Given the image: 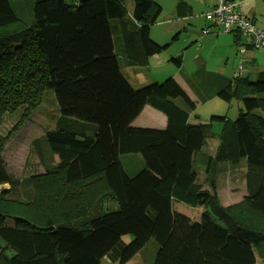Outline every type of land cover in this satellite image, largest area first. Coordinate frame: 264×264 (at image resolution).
<instances>
[{"label": "trees", "instance_id": "1", "mask_svg": "<svg viewBox=\"0 0 264 264\" xmlns=\"http://www.w3.org/2000/svg\"><path fill=\"white\" fill-rule=\"evenodd\" d=\"M30 1L26 19L17 10L21 0H0V126L15 113L17 123L39 107L45 91L52 93L57 116L43 141L56 165L16 180L0 157V187L8 185L0 188V264H127L151 239L153 264H264V72L229 79L197 61L187 76L196 100L235 99L241 108L233 122L211 116L190 123L196 104L174 79L135 90L123 74L166 47L150 38L162 14L155 0H130L129 10L122 0ZM185 6L178 3L177 12ZM102 22L113 37L110 55L98 49L95 28ZM231 34L235 46L241 37ZM172 61L180 67L179 58ZM145 106L165 117L164 128L132 126ZM213 121L221 123L218 143L213 155L203 154ZM8 134L0 135V153ZM133 153L143 168L129 176L120 158ZM198 157L210 176L225 165L244 167L243 199L222 210L230 229L192 222L171 208L173 200L219 208L198 182ZM91 180L113 207L99 204L92 184L81 199L74 186ZM53 198L67 214L52 211ZM46 241L52 250L37 251Z\"/></svg>", "mask_w": 264, "mask_h": 264}, {"label": "rangeland", "instance_id": "2", "mask_svg": "<svg viewBox=\"0 0 264 264\" xmlns=\"http://www.w3.org/2000/svg\"><path fill=\"white\" fill-rule=\"evenodd\" d=\"M122 1L125 7L128 8L127 10H129L131 8L130 0ZM27 7H29L30 11L32 8L30 0H21V4L17 6V10L22 11L26 19L28 18V15L25 13ZM261 7L264 11L262 2ZM189 24L191 25H186L187 30L194 28L201 33L200 29L205 30L209 26L210 32L204 36L202 33L199 35L181 33L178 35L176 41H172L173 35L165 36L163 34V26L151 27L150 38L158 45H166V47L160 54L147 59L145 64L141 66H129L123 69V74L133 89L136 90L153 82L162 83L167 78H172L186 90H191L187 83V76L192 75L197 69V61L204 63L206 71L221 74L229 79L236 75V69L239 65H241L244 73H248L247 76L250 77V80H254L257 72L264 68V49L257 51L248 50L242 54H238L237 47L233 45L231 33H224L221 28L214 27L202 17H198L195 23L189 21ZM95 32L100 55H110L112 53L113 37L110 33L109 24L107 22L98 24ZM245 41L241 37V42ZM255 56L256 66L252 68L250 65L252 61L250 59L255 58ZM174 58L180 59L179 68L172 61ZM134 69H143L142 74L144 76L141 77L134 74ZM45 92L47 93L42 96L44 101L40 102L39 107L33 112L27 111L23 113L17 123V113L6 115L3 118L0 126V135L4 136L7 131H9V134L1 150L0 157L5 165L6 172L12 179L24 180L31 176L43 175L46 169H52L56 165V158L46 147L43 135L45 131L51 129L53 126L54 117L57 116V106H55L56 102L53 94L48 91ZM191 92L193 93L191 100L195 102L196 109L190 118V123H208L211 116L223 117L230 122H233L237 118L238 111L241 108L239 100L233 99L230 102H224L215 97L207 103H200L196 100L194 91L191 90ZM160 115L162 114L160 113ZM135 123L136 125L133 124L132 126L163 128L158 120L152 117H145V115H142ZM220 129L221 123L213 121L212 133L214 135L207 138L205 147L202 149L203 154L213 155L218 143L217 136ZM199 155L201 154L199 153ZM120 160L124 171L129 176L135 175L143 168V160L138 153L123 155ZM240 163H243V160ZM194 166L197 171L198 182L201 183L203 189L213 193L218 198L220 206L218 209L211 211L204 206L192 207L173 200L171 203L172 210L186 216L192 222H198L219 231L230 229L232 221L222 210L237 205L243 199L245 195L244 167L242 164L236 166L225 165L223 169L217 170L215 175L210 176L204 173V165L199 157L195 158ZM209 177H212L213 181L211 183L207 180L210 179ZM91 184L94 188V196H99L97 200L99 204L102 207H113L114 203L108 197L103 196L105 190L102 185L94 180L88 183L87 181L78 183L74 186L75 189L79 190V194L82 195L81 199L84 200L86 197H89V191L92 188ZM0 188L8 189V185ZM63 193L64 191L61 190L54 195H56V198H60V195ZM73 196L75 195L70 196L71 200ZM53 203L55 207L52 208V211H57V215L68 213L62 210L64 208L62 205L58 206L54 198ZM74 204H76V201H74L72 206ZM67 217L69 220L74 221L71 216ZM60 220L65 219L61 218ZM124 241L127 242L128 239L125 238ZM36 249L37 251L49 252L52 250V247L50 242L46 241L36 245ZM156 251L157 244L151 239L127 264H153ZM102 264L113 263L103 259ZM257 264L260 263L258 262Z\"/></svg>", "mask_w": 264, "mask_h": 264}, {"label": "crops", "instance_id": "3", "mask_svg": "<svg viewBox=\"0 0 264 264\" xmlns=\"http://www.w3.org/2000/svg\"><path fill=\"white\" fill-rule=\"evenodd\" d=\"M160 6H162V14L158 20V22L153 26H163L162 32L165 36L173 35L172 41H176L178 39V35L181 33H190L191 35L201 34L196 31L194 28L191 30L186 29V25L189 24V21L195 23V20L198 17H202L206 22L209 23L204 17V14L209 11L217 2V0H155ZM242 1V11L243 14L251 20L255 25L260 28H264V11L261 7L262 0H241ZM185 3V8L180 9L179 12L176 10V6L178 3ZM166 5V7H165ZM264 6V3H263ZM166 9V12H165ZM152 27V26H151ZM209 27V26H208ZM151 29V28H150ZM198 32V33H197ZM203 34V33H202ZM206 34H203V36ZM176 38V40H174ZM205 39V38H204ZM203 39V40H204ZM157 44V43H156ZM257 56V54H256ZM256 56L253 59H250L252 62L250 63L251 67L256 66ZM264 58V56H263ZM262 58V59H263ZM203 66L204 63L202 62ZM205 68V66H204ZM262 69H258L259 71H264ZM146 70V69H145ZM143 69H134V74L137 76H144L142 73ZM237 71V69H236ZM209 72V71H208ZM179 84V83H178ZM181 88L185 91L190 99L193 94L191 90H186L181 84H179ZM193 97V95H192ZM152 117L160 122V124L165 126V117L157 113L154 109L149 106H145L139 116L133 121V124L136 125V121L140 119L141 116ZM147 115V116H146ZM132 124V125H133ZM140 127V126H134Z\"/></svg>", "mask_w": 264, "mask_h": 264}, {"label": "built area", "instance_id": "4", "mask_svg": "<svg viewBox=\"0 0 264 264\" xmlns=\"http://www.w3.org/2000/svg\"><path fill=\"white\" fill-rule=\"evenodd\" d=\"M264 3V0H262ZM204 17L214 27H219L224 33L235 32L246 41L236 43L238 54L245 51L264 49V28H260L249 20L242 11L241 0H217L216 4L204 14ZM210 32V27L202 31ZM241 65L237 67L236 75L243 74Z\"/></svg>", "mask_w": 264, "mask_h": 264}]
</instances>
